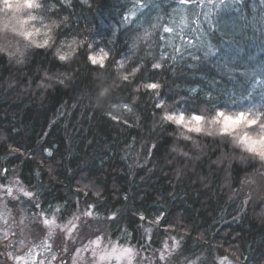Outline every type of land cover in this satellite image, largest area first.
<instances>
[{"label": "trees", "instance_id": "1", "mask_svg": "<svg viewBox=\"0 0 264 264\" xmlns=\"http://www.w3.org/2000/svg\"><path fill=\"white\" fill-rule=\"evenodd\" d=\"M49 3L56 4L49 20L69 17L57 46L76 35L86 37L92 48H82L68 61L56 57V47L32 48L22 64L0 53V179L3 173L15 175L34 194L25 204L23 231L42 235L43 211L59 223L80 217L78 225L99 228L140 253L179 241L170 260L146 264H219V257L231 264H264V162L229 139L162 123L155 95L143 87L160 83L169 110L210 108L209 96L211 103L260 104L264 0H240L228 10L192 0L175 13L176 23L169 19L175 0H152L131 24L122 20L144 0H72L70 7L59 0ZM184 11L188 27L181 33ZM204 13L218 21V30H209ZM157 15L176 31L169 34L161 27L130 51L143 32L137 24L148 27ZM201 28L215 55L185 43ZM100 49L110 54L104 67L87 59L89 51ZM125 56L118 70L116 62ZM155 62L162 68L154 70ZM124 74L129 81L120 79ZM101 86L110 87L105 98H99ZM88 205H95L92 218L83 216ZM113 214L114 221L108 219ZM157 216H163L159 224ZM74 235L65 253L57 249L58 264H70L76 248L87 243Z\"/></svg>", "mask_w": 264, "mask_h": 264}, {"label": "snow or ice", "instance_id": "2", "mask_svg": "<svg viewBox=\"0 0 264 264\" xmlns=\"http://www.w3.org/2000/svg\"><path fill=\"white\" fill-rule=\"evenodd\" d=\"M18 5V15H7L2 5L7 3V0H0V53L6 54L7 57L12 60L14 59L17 64H22L26 57V53L32 48H53L56 47L55 55L60 61L70 60L77 52L82 48H88L91 50L92 44L87 40L86 37L80 38L73 35L71 38H67L59 41V46H57V39L59 35H64L60 31L62 26H66L69 21L68 16H64L62 20H49V17L54 14L56 10V4L49 3V0H14ZM72 0H59L61 6H71ZM192 0H175L177 8L172 9L173 15L169 17L172 23H176L175 13L178 10H185L186 6L191 3ZM213 7L228 10L235 3L240 2V0H208ZM152 0H144L143 4H134V8L130 15H127L122 20L123 24H131L133 18L136 16L139 9H143L149 6ZM7 12H12L8 9ZM7 15V18L5 16ZM156 23H150L148 27H144L143 22L137 24L138 28H143L142 34L136 36L132 40L130 51L135 49L141 41H148L155 31L159 28H163L166 33H173L176 31L175 28L163 24L164 18L157 15L155 18ZM204 19L208 21L209 30H218L219 24L217 20L211 19L210 13H204ZM199 21V14L197 15V22ZM188 27L187 13L180 18L179 29L183 33V29ZM207 33L200 29L199 35L192 38L185 37V43L189 47H199L206 49L205 55H215L214 46L208 43L206 39ZM42 37V39H39ZM225 44L228 41H224ZM67 47L68 51H62ZM176 52H180V48H176ZM163 58V56H162ZM195 58V57H194ZM87 59L93 65H98L104 67L105 61L110 59V54L103 49H100L99 53H92L89 51L87 54ZM175 59V57H172ZM127 61V56L123 57L120 61H117V69L120 70L124 67ZM152 68L161 69L162 64L155 62L152 64ZM140 70V66L132 70L130 75H135L137 71ZM122 81H129V74H124L120 76ZM63 81H61L62 83ZM144 89L152 92L156 97V102L154 107L161 110L162 115L160 117L162 123H171L184 130L187 133H199L207 136H220L222 138L229 139L230 142L237 148L241 149L243 152L247 153L251 158L257 159L260 162H264V101L258 105L245 106L238 105L236 101L230 103H211V97L207 98V102L210 103V108H205L202 110H193L191 108H184L179 110H169L163 98L160 94V89L162 85L158 82H149L143 85ZM110 93V87L101 86L99 90V98H105ZM115 107V106H114ZM122 107L131 112L132 109L129 105L125 104ZM117 119V117H113ZM126 123V122H125ZM185 131H181L180 135L184 139L189 140L191 136L187 135ZM154 147V146H153ZM47 154L52 155L51 151L48 150ZM5 172L7 170H4ZM14 183L19 185V181ZM3 190L4 195L0 196V199H6L12 196V188H4L0 186ZM18 191L22 193L25 197L32 199L34 194L30 191H26L23 186L18 188ZM37 207L39 205H36ZM89 211L83 213L84 217L92 218L93 210L95 205H88ZM8 210L6 205L0 208V218L6 217ZM141 220H145L142 214L139 217ZM41 222L47 227V237L51 239L57 230H64L69 235L74 231L76 233V238L82 241H87V243H82L80 248L76 249L77 256L74 257V262L79 258L78 254L80 252L91 253V258L93 264H107L111 261L113 257L117 261H123L124 264H133L136 256L138 255L135 249L132 247H123L116 242L110 240L107 234L97 228L94 231L89 230V225H77L73 223V220L79 219V217H73L66 224H58L55 217L48 218L45 212H41L39 215ZM108 219L114 221L116 219L113 214ZM163 219V216L156 217V223L159 224ZM15 233L4 232L0 235L6 246H12L11 241ZM173 250L179 247V241H175L173 238ZM23 243V241H20ZM43 250H48L51 245L47 242H42L39 245ZM167 248V244L164 246ZM67 251V249H65ZM13 260L22 262V264H37L36 260L31 257H18L9 254ZM161 259H165L162 254ZM56 258L53 257V260ZM39 264H44L40 261ZM195 264V261L192 262ZM219 264H231V261L227 257L220 258Z\"/></svg>", "mask_w": 264, "mask_h": 264}, {"label": "rangeland", "instance_id": "3", "mask_svg": "<svg viewBox=\"0 0 264 264\" xmlns=\"http://www.w3.org/2000/svg\"><path fill=\"white\" fill-rule=\"evenodd\" d=\"M3 174L5 176V179L4 180L0 179V186H3L4 188L10 187L12 188L13 192H12V196L7 197L6 199H0V208H3L6 205L8 210L7 216L0 218V235H2L4 232H9V233H15V236L11 241L12 246H6V243L2 239H0V255H3L5 258H7L8 259L7 261L11 264H22V262L13 260L9 254L18 257L31 256L36 260L37 264H39L40 261H43L44 264H58L57 249L61 247L63 248V253H65L66 252L65 249H68V241L71 239L73 240L75 238L74 235L75 231L71 235H69L64 230H57L54 233V235L51 237V239H48L47 237L48 229L41 222V220L40 223L44 227L43 229L44 232L42 235L38 234L35 236H31L29 232L23 231V224L27 219L26 218L27 209L25 204L30 199L28 197H25L22 193L18 191V188L23 185L21 184V181L17 176L15 175L7 176L6 173ZM15 181H19L20 182L19 185L14 183ZM23 188L26 191H29L26 187L23 186ZM3 195H4L3 190L0 189V196ZM47 217L51 219L54 216H47ZM72 219L73 218L69 220ZM68 221L64 223H59V222L57 223L66 224ZM73 223L78 225L79 219L73 220ZM59 236L61 237L59 238ZM20 241H23V243H21ZM42 242H47L48 244L51 245V247L48 250H43L41 247H39V245H41ZM117 244H119V242ZM165 244H167L168 247L167 248L163 247V249L158 252H154L151 249H148L149 254H147V251H143L142 253H140L138 249H136L135 247L129 244H122L121 246L132 247L137 252L138 255L136 256L133 264H146L147 260L148 262L151 261L154 262L155 260H160L161 263H165L167 260L171 259L172 255L175 253L177 248L173 250V244L171 245L167 242ZM162 254L164 255L165 259L160 258ZM76 256L77 253L75 250V252L72 254L70 264H93L91 253L89 252H83V251L80 252L78 254L79 258H77L74 262V257ZM53 257H55L56 259L53 260ZM220 258L222 257H219L218 260H220ZM228 260L230 261V259ZM107 264H124V262L117 261L115 257H113L111 261L107 262Z\"/></svg>", "mask_w": 264, "mask_h": 264}, {"label": "clouds", "instance_id": "4", "mask_svg": "<svg viewBox=\"0 0 264 264\" xmlns=\"http://www.w3.org/2000/svg\"><path fill=\"white\" fill-rule=\"evenodd\" d=\"M2 8L4 10V12L7 14V15H18V5L14 2V0H7V3L3 4L2 5ZM8 9H11L12 12H7ZM7 15L5 16V18H7Z\"/></svg>", "mask_w": 264, "mask_h": 264}, {"label": "flooded vegetation", "instance_id": "5", "mask_svg": "<svg viewBox=\"0 0 264 264\" xmlns=\"http://www.w3.org/2000/svg\"><path fill=\"white\" fill-rule=\"evenodd\" d=\"M0 260H3V261H6V262H8L7 260V258H5L3 255H0Z\"/></svg>", "mask_w": 264, "mask_h": 264}, {"label": "water", "instance_id": "6", "mask_svg": "<svg viewBox=\"0 0 264 264\" xmlns=\"http://www.w3.org/2000/svg\"><path fill=\"white\" fill-rule=\"evenodd\" d=\"M0 264H11V263L3 261V260H0Z\"/></svg>", "mask_w": 264, "mask_h": 264}]
</instances>
